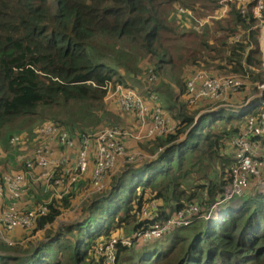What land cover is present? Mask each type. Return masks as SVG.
I'll use <instances>...</instances> for the list:
<instances>
[{"label": "trees", "instance_id": "1", "mask_svg": "<svg viewBox=\"0 0 264 264\" xmlns=\"http://www.w3.org/2000/svg\"><path fill=\"white\" fill-rule=\"evenodd\" d=\"M220 1L0 0V145L13 137L10 125L38 115L40 108L74 106L88 115L102 110L114 124L116 117L105 108V87L129 86L125 76L136 79L146 62L159 78L153 91L177 123L174 132L147 141L152 157L113 175L87 201L81 218L37 242L9 243L0 233V264H105L96 247L113 237L132 240L116 245L117 264H264V196L243 197L242 206L224 210L221 220L206 217L224 197L233 140L255 110L214 111L208 103L213 101L193 108L183 99L187 66L212 76L247 71L253 81L263 79L250 68L263 63L254 4L246 14L234 8L227 17L188 28L187 19L214 14ZM53 122L74 136L85 132L71 118ZM2 153L0 146V176L8 171ZM13 167L11 173L20 171L22 162L15 159ZM152 201L158 202L156 221L197 201L203 216L158 239H134L151 225L141 211ZM63 202L64 208L71 205L68 197ZM58 205L50 204L36 230L62 213Z\"/></svg>", "mask_w": 264, "mask_h": 264}, {"label": "built area", "instance_id": "2", "mask_svg": "<svg viewBox=\"0 0 264 264\" xmlns=\"http://www.w3.org/2000/svg\"><path fill=\"white\" fill-rule=\"evenodd\" d=\"M248 2L254 4V15L261 24L260 43L264 58V0H221L219 4L222 9L221 15L232 4L236 5L242 14H246ZM180 11L190 12L185 9ZM158 80V76L150 68L147 74L149 85L155 84ZM244 85L245 80L241 76H212L208 71L200 69L195 71L187 81V95L191 102L201 99L218 101L227 93L242 90ZM105 88L108 100L112 101L124 114L131 115L135 125L133 127L105 126L94 132H81L74 136L58 123L44 122L36 131L40 138L37 143L39 145H36L37 149L32 156L25 160V167L14 174L6 173L0 176V200L6 201V205L0 209L2 235H5V230H31L36 227L39 219L49 214L50 202L48 201L30 210L21 209L18 205L19 199L29 192L36 167L45 169L40 178L45 180L47 188H50L48 190L55 191L64 183L73 186L80 182L88 172L90 162L93 161L91 184L94 191L100 192L106 188L105 180L112 174L117 160L124 158L127 161H133L140 154L139 151L130 150L129 140L149 141L174 132L176 129L177 123L171 124L155 91H149L151 103L146 99L145 94L131 86L108 83ZM257 89V96L262 98L260 103L248 102L235 109L236 112H241L258 107L255 113L246 118L239 135L233 140L234 163L231 167L229 183L225 188L223 199L213 204L206 215L210 221L221 220L224 215L222 204L231 203L232 208L237 209L242 206V198L245 196L254 193L264 196V81L257 83ZM53 141L68 152L77 150L74 161L64 154L56 155L52 147ZM19 142H23L22 136L15 135L11 138V143ZM57 172H61V177H55ZM62 197L63 193H60L59 198ZM206 199L207 194H203V200ZM157 210L158 202L156 201L143 207L141 218L152 221L151 227L140 229L134 234V239L142 241L158 239L172 228L189 225L195 217L203 216L200 201L189 203L164 221H156ZM5 240L13 243L8 238ZM118 243L131 245L132 240L113 237L108 242H100L96 247L97 254L104 257L105 264H117L116 245Z\"/></svg>", "mask_w": 264, "mask_h": 264}, {"label": "rangeland", "instance_id": "3", "mask_svg": "<svg viewBox=\"0 0 264 264\" xmlns=\"http://www.w3.org/2000/svg\"><path fill=\"white\" fill-rule=\"evenodd\" d=\"M250 5L253 6L252 4H249L247 7H249ZM185 14H183V15H185ZM213 15L214 14L208 15L207 17H212ZM196 17L194 16V19L191 18L192 22L188 21V19H187L188 28L189 27L194 28V26H196L198 24H199V26H205L203 19H197ZM222 17H224V16H222ZM176 18L180 19L178 16H176ZM186 27L187 26H185L183 29L185 30ZM257 27L259 29H261L260 21L258 22ZM235 37H238L241 39V35H236ZM260 39H261V37H260ZM260 42H261V40H260ZM260 46H261V43H260ZM261 49H262V46H261ZM263 60H264V58H263ZM147 61H149V59H147ZM140 64H142V63H140ZM148 66H149L148 62L141 65V72L138 74L136 79L130 78L128 76H125V78L128 80L129 86L134 87V88L138 89L139 91H141L143 94H145L146 99L152 103V101L149 98V91L153 90V89L155 90V87L157 86V83L159 82V80L155 84L149 85V83L147 81V74L149 72L150 67L148 68ZM250 68L254 72H261L263 79L260 81H258V80L253 81V75L247 71L245 73H242V74H237V73L229 74V75L241 76L245 80V85L242 88V90H240L238 92L227 93V94L223 95L220 100L213 101L214 103L208 102L210 104H213L212 110L216 111L218 106H222L224 108H230V109H232V111L236 112L235 109H238V108L244 106L245 102H247L248 98H250V97H252L258 93L257 83L264 81V66L262 63V65L259 68L256 66H250ZM200 69H204V68H200L197 66H187L185 69V82H187L188 78L195 71L200 70ZM204 70L207 71V69H204ZM211 70L213 71V73L219 74L216 72L215 69H211ZM208 72H209V70H208ZM221 76H223V75H221ZM133 80H136V81L133 82ZM124 85H126V84H124ZM183 99L186 101V103L189 106H191L193 108H196L197 106H195V105L199 104L200 102L207 103L205 101H211V100L201 99V100H197L195 102H191L188 99L187 93L183 95ZM104 101H105V108L108 110L110 117L113 120H114V117H116L117 122H115L114 124H108L109 120H107V116H106V118L102 116V114H103L102 110L101 111L96 110V112L94 114L88 115V114H85L82 110H80L74 106L69 107V108H64V107H60V106L51 107V108H40L38 115H35L32 118L20 119V120H17L16 122H14L12 125H10L8 127V129L10 128V131L12 132L13 136H15V135L22 136L23 142L22 143L21 142L11 143L9 141L11 139L10 138L8 141H6L5 143H2L0 145L3 149V152H4L1 154V156L7 158L4 161L5 162L4 168L6 166V169L8 170V171H6V173L11 174L9 169L14 168L13 162L15 161V159H17V160L22 159L24 155H30V154L24 153L25 150L29 151V153H31L37 149L35 147H36V145H39L37 143L40 141V138H38L36 131L44 122L53 121V119H55V120L60 119V120H64L67 122V120L69 118H71V119L76 121V126L78 129H85V132H88V133L94 132V131L102 128V127L110 126V125H116V126H122V127H128V126L133 127V124H126L125 118L127 117V115H125L112 101L108 100V94L105 96ZM261 101H262V98L254 99L252 101V104L260 103ZM199 107H201V106H199ZM165 110L167 112V114H166L167 117L171 121V124L176 123L172 114L166 108H165ZM243 124H245V123L243 122ZM134 125H135V121H134ZM243 126H242V128H243ZM147 143H148L147 141H143V142H137L135 144V147L139 148L140 154H138V157L136 156V159H134L133 161H127L124 158H120L119 160H117L115 167L112 171V174L106 178L105 184L108 185L109 182L112 180V176L117 174L118 172H120L128 164H132V163L133 164H139V163H142L144 160L150 159V157H152V156L150 155L149 150L145 147V145ZM70 159L72 161H74V159H75L74 153H71ZM134 161H136V162H134ZM3 163H2V165H3ZM4 168L2 167V169H4ZM32 184L33 183H31V185ZM34 184L36 186H39V187H41V185H44L46 190L50 189V188H47V186H46L47 184L45 182H42V181L35 182ZM31 185H30V188H31ZM91 185L92 184L90 181V173H89V175L85 174L82 177L80 182H78L72 186L73 188L75 187L74 190H77V193H72L71 191L68 193L67 197L69 198L71 205L69 207L64 208L62 206V204H59L58 205L59 208L60 207L63 208L62 213H60V215L58 214L59 216H57L52 223H49V225L46 226V228H41L39 230L38 229L36 230V227H38L37 226L38 223H37L35 228L28 230V231L26 230L28 233L31 232L28 236H26V238L28 240H33L34 242H37L39 240L38 239L39 236L45 237V235H47L49 231H51V233L55 232L61 226H63L65 223H69L71 221H75V220L81 218L83 207L85 206L87 201H89L94 196H96V194L101 192V191L100 192L94 191ZM39 187H36L37 194L39 195L37 200H36V203L39 202L41 204L42 201L45 202L46 200H48V195L50 194V192H45L46 190L44 191L42 189L44 192L43 193ZM50 191L55 192L54 190H50ZM40 193H42V195ZM203 194H206V193L204 192ZM257 196H258V194L254 193L253 197L251 199L254 200V199L258 198ZM33 198H35V197H33ZM63 205H64V202H63ZM221 206L224 210L232 208L231 203L222 204ZM24 235H26V234H24ZM24 235L22 236L23 239H25ZM1 236L4 237L5 239L7 238L6 235L1 234Z\"/></svg>", "mask_w": 264, "mask_h": 264}, {"label": "crops", "instance_id": "4", "mask_svg": "<svg viewBox=\"0 0 264 264\" xmlns=\"http://www.w3.org/2000/svg\"><path fill=\"white\" fill-rule=\"evenodd\" d=\"M250 3L248 2L247 5H249ZM234 8H237L236 5H230V7L228 8V10L223 14H222V9L220 8V5L218 6L217 10L215 11L214 15L212 17H202L200 19H203L205 25H207L210 21H212V19H221V18H224V17H227L230 13V11ZM224 16V17H222ZM259 97L257 96V94H255L254 96L248 98L247 102H245V104H247L248 102H251L254 100V99H258ZM258 107L252 109V110H257ZM127 115V114H125ZM125 122L126 124H133L134 126V120H133V117H131V115H127V117L125 118ZM129 127V126H128ZM137 142L134 141V140H129L128 141V147L130 148V150L132 151H140L139 148H136L135 147V144ZM52 147H53V150H54V153L56 155H61V154H64L66 155L68 158H70L71 156V153H74L77 151V150H74V151H71V152H68L64 147L60 146L57 142L53 141L52 142ZM24 153L26 154H30V155H24L22 159H18V162H22V167L19 169L21 170L22 168L25 167V160L29 157L32 156L33 152L29 153V151H24ZM234 157V155H233ZM94 168V162L91 161L90 164H89V168H88V172L86 173V175H89L90 173V181H91V174H92V170ZM45 171V169L43 168H40V167H36L34 169V177L32 179V185H31V188L29 189L30 191L28 192V194H26L24 197L20 198L19 201H18V205L21 209H24V210H30L32 208H35L38 204H40L39 202L36 203V200L38 198V194H37V190H36V187H39V186H36L34 183L35 182H39V181H42V182H45V180L43 178H40L41 174ZM15 173V172H14ZM14 173H11V174H14ZM6 174V173H4ZM3 174V175H4ZM57 177H61V172H57L56 176ZM36 178H39L38 180H36ZM92 186V185H91ZM41 190L43 189L44 191L46 190L44 185H41V187H39ZM73 187L72 186H69L68 183H64L63 185H60L56 188L55 192H51L50 190H46L45 192H50V194L48 195V202H50V204L55 201L57 202V204H62L63 200L65 199V197L68 196V193L71 191L72 193H77V190H74L75 187L72 189ZM40 190V191H41ZM42 190V192H43ZM44 193V192H43ZM60 193H63V197L62 198H59L60 197ZM42 195V193H40ZM35 197V198H33ZM44 202V201H42ZM6 205V201L4 200H0V209L2 207H4ZM49 224H46L45 225V228L46 226H48ZM5 235L7 236V238L13 242H26V240H28L26 238V236H28L30 233H28L26 230H22V229H17V230H5L4 231ZM26 234V235H24ZM24 235V238H22V236ZM44 237L42 236H39V240L43 239Z\"/></svg>", "mask_w": 264, "mask_h": 264}]
</instances>
